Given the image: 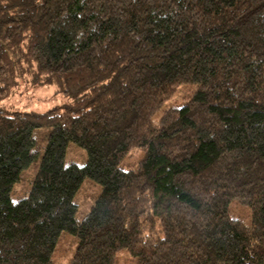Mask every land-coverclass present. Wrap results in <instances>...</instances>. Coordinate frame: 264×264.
Segmentation results:
<instances>
[{"label": "trees", "instance_id": "trees-1", "mask_svg": "<svg viewBox=\"0 0 264 264\" xmlns=\"http://www.w3.org/2000/svg\"><path fill=\"white\" fill-rule=\"evenodd\" d=\"M31 74L72 101L0 110V264H264V0H0V101Z\"/></svg>", "mask_w": 264, "mask_h": 264}, {"label": "rangeland", "instance_id": "rangeland-1", "mask_svg": "<svg viewBox=\"0 0 264 264\" xmlns=\"http://www.w3.org/2000/svg\"><path fill=\"white\" fill-rule=\"evenodd\" d=\"M189 90V87L182 88L183 92ZM71 101L72 98L67 94L65 95L63 92H61L57 85L41 84L40 82L34 80V76L33 74H31L20 79V85L13 96H11L7 100L0 101V110H14L19 112L33 111L37 113H44L50 110H54L57 107H62L66 105V103H70ZM169 103L153 118L155 122L158 123V120L160 119L163 111L168 109V107L170 106ZM173 104L179 105V103L177 102H174ZM50 131L51 130L49 128H44V130H41L38 133L40 135L37 136L38 138L35 144V148L40 151V154L44 153V146L46 144V141L48 140ZM68 148L69 149L66 156L67 164L77 163L78 165H80L86 163L88 158L85 151L81 147H77L76 145L71 143ZM141 155L142 154H140L137 159L136 157L127 158L122 164L121 168L126 169L128 166L136 164L137 161L142 158ZM32 169L24 171L25 174L22 181L13 190V201L25 198V196L28 195L33 174ZM90 184L91 183H88L86 184V186L88 187L90 186ZM98 193V190L92 185L87 191L81 194L79 198V204H81V207L77 213L78 222H80L81 219L86 216V214L90 210L89 206H91L93 198L96 197ZM231 209H233V212L237 217L241 219L244 217L245 212L240 207H238V203H232ZM70 237L71 236L67 233H64L62 235L57 251L55 252L53 257V261H55V264H70V260L72 257V251L70 250L72 238ZM132 263L134 264V261L133 259H131V256L127 250H122L119 252L117 256V264Z\"/></svg>", "mask_w": 264, "mask_h": 264}]
</instances>
